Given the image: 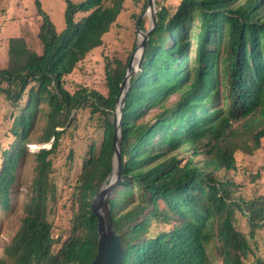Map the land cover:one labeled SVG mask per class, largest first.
<instances>
[{"label":"trees","instance_id":"obj_1","mask_svg":"<svg viewBox=\"0 0 264 264\" xmlns=\"http://www.w3.org/2000/svg\"><path fill=\"white\" fill-rule=\"evenodd\" d=\"M63 1L65 28L57 32L35 0L42 53L24 37L11 38L0 68L2 215L9 214L28 146L50 144L35 154L20 227L0 264H91L97 255L91 206L113 170L110 116L129 57L105 55V94L87 83L71 91L66 81L104 44L125 0ZM155 3L157 24L143 70L131 78L122 119L124 180L110 200L125 249L122 264H264V192L244 193L255 183L264 187V0ZM147 6L148 0L141 15ZM141 15H133L136 25ZM146 23L139 22L140 30ZM83 113L89 118L81 130L101 142L88 145L75 173L71 143L79 140L73 134L80 133ZM93 124L96 132L88 130ZM65 147L59 189L55 163ZM258 160L263 165L256 167ZM60 205L67 228L53 217Z\"/></svg>","mask_w":264,"mask_h":264},{"label":"rangeland","instance_id":"obj_2","mask_svg":"<svg viewBox=\"0 0 264 264\" xmlns=\"http://www.w3.org/2000/svg\"><path fill=\"white\" fill-rule=\"evenodd\" d=\"M75 3H81L84 0H73ZM41 7L43 11L50 17V20L57 32H61L65 28L64 21V9L65 3L63 0H40ZM146 0H125L124 7L125 13H122L116 24L112 26L110 31L104 36V44L98 48L95 52L88 54L86 59L78 65L77 70L72 76L67 78L66 87L73 91L82 86V84H90L91 88H96L102 93H106L105 82L102 80L104 78V58L106 54L114 53L116 56L126 61L129 57V61L135 54L139 40L142 38L138 36L137 25L133 18L134 14L141 15V9ZM155 2V0H154ZM149 9L142 13H145L141 20L147 18L146 32L151 26V15L148 14ZM155 12H158V6L155 3ZM141 15V16H142ZM79 17L84 16V14L78 15ZM42 25V17L39 16L37 12V6L35 5V0H1L0 1V68H3L7 63V50L8 41L11 38L24 37L29 45V47L37 52L42 53V45L38 39V34L40 27ZM135 43V49L134 48ZM137 60L140 58L138 51L136 53ZM135 60V62L137 61ZM129 63V62H128ZM137 66V65H136ZM138 72V71H137ZM135 72L133 76L137 73ZM132 76V77H133ZM11 109L9 108V115ZM6 114V115H8ZM113 114L110 116L112 122ZM89 115L83 113L81 114L78 132L73 134L75 138L76 145L71 143L74 148V160L76 162L75 173L78 166L82 164V158L87 152L88 145L90 146L93 141L100 145L101 136L98 135L95 138H87L85 132L81 130V126L86 120H88ZM37 129L33 132V137L38 138L40 129L42 127V122H37ZM4 132L10 129L11 124L8 122L5 124ZM97 126L95 124L90 125L88 130L91 132H96ZM77 141H80L79 143ZM5 139L3 133L0 131V145H4ZM42 148H50V144L40 145L32 144L28 146V153L22 159L19 170L17 172V179L12 188L11 194V206L8 210V215H2L0 211V257L2 255L3 247L10 242L14 234L18 231L20 227V218L22 216L24 206L27 201V196L30 192L33 178L35 177V154ZM69 148L65 147L63 152L56 159L55 168L58 169V180L59 189L62 187L64 180V165L65 156L68 154ZM256 167L262 166L263 163L258 160ZM262 173L264 174V167H262ZM262 181V180H261ZM264 181V180H263ZM248 186L244 193L251 196L255 191L259 194L264 192V187L262 184ZM256 185V186H255ZM251 187V188H250ZM56 224L61 226V228H67L70 226L68 216H66V210L60 205L57 208ZM262 243V242H261Z\"/></svg>","mask_w":264,"mask_h":264},{"label":"water","instance_id":"obj_3","mask_svg":"<svg viewBox=\"0 0 264 264\" xmlns=\"http://www.w3.org/2000/svg\"><path fill=\"white\" fill-rule=\"evenodd\" d=\"M148 9H151V26L146 32L140 30L139 22L145 15L144 13L136 27L138 36H141L143 39L141 44L138 42L135 54L127 65L126 72L120 86V92L115 103V109L112 112V125L114 126V155L112 161L113 170L111 176L99 187L91 206V210L98 220V250L96 258L91 264H122L125 254V249L122 245L121 238L117 234L114 222L110 216V200L115 192L116 187L122 182V180H124V178L121 176V130L124 108L126 105L127 93L130 89L131 78L135 72H140L143 70L142 63L147 48V43L157 24V12H155L154 0H148ZM137 51L140 52V61L137 67H134L133 63Z\"/></svg>","mask_w":264,"mask_h":264},{"label":"bare ground","instance_id":"obj_4","mask_svg":"<svg viewBox=\"0 0 264 264\" xmlns=\"http://www.w3.org/2000/svg\"><path fill=\"white\" fill-rule=\"evenodd\" d=\"M148 14L151 15V9H149ZM142 39H143V38H141V39L139 40V41H140L139 44H141ZM138 55H139V57H140V52H139V51H138ZM135 60H137V56H135V58H134V63H133V66H134V67H137L136 65L139 64L140 58H139L136 62H135Z\"/></svg>","mask_w":264,"mask_h":264}]
</instances>
